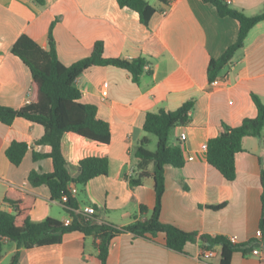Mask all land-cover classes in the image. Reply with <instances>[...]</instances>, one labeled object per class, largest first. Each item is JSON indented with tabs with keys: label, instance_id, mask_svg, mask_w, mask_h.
<instances>
[{
	"label": "crops",
	"instance_id": "1",
	"mask_svg": "<svg viewBox=\"0 0 264 264\" xmlns=\"http://www.w3.org/2000/svg\"><path fill=\"white\" fill-rule=\"evenodd\" d=\"M148 1L155 12L144 25L136 11L121 7L117 0H45L43 6L34 0H0V105L20 108L30 91V70L12 54L13 43L26 34L48 49L52 23L56 52L64 65L89 56L96 41L103 42L105 57L143 58L146 64L138 82L127 70L113 65L91 66L75 80L80 101L95 105L98 118L110 128L107 144L72 132L66 136L67 168L72 176L78 175V161L85 157L108 159L106 174L84 185L74 184L77 209L92 206L99 221L115 226L148 217L155 205L153 178L138 186L128 182L138 162L134 152L141 139L147 136L148 146L155 141L156 147V137L143 129L145 115L161 109L172 111L193 100L188 123L170 134L169 143L180 147L184 164L164 168L160 220L186 231L234 238L236 243L258 238L264 136L243 137V150L235 155L233 180L207 162L201 145L219 135L223 123L238 126L244 118L256 116L252 93L264 101V20L250 29L243 47L212 85L208 62L235 41L239 22L219 16L216 8L203 0ZM223 1L248 15L264 9V0ZM181 132L186 133L185 139L180 138ZM43 133L41 124L23 118L10 125L0 121V209L13 212L4 202V194L16 188L35 198L32 221L48 217L63 221L68 217L64 204L51 198L46 185L32 186L28 181L31 170H53L51 158L32 157V149L50 151L49 145L34 144ZM12 141L30 146L17 166L5 154ZM189 155L194 159L187 160ZM148 168L151 171L152 164ZM140 205L146 206V213H140ZM217 205L221 207H211ZM98 240L78 231L68 232L59 243L20 248L19 264H101ZM255 249L233 252L229 264H264V245ZM16 250V242L4 238L0 264L10 261ZM204 250L200 240L188 242L180 252L165 246L164 233L140 237L124 232L113 238L107 264H220L219 245L213 247L209 258L203 257Z\"/></svg>",
	"mask_w": 264,
	"mask_h": 264
},
{
	"label": "trees",
	"instance_id": "2",
	"mask_svg": "<svg viewBox=\"0 0 264 264\" xmlns=\"http://www.w3.org/2000/svg\"><path fill=\"white\" fill-rule=\"evenodd\" d=\"M165 4L169 0H158ZM212 4L219 16H229L239 22L235 41L230 44L221 55L210 58L207 66L208 80L211 82L219 77L234 54L243 47L250 29L264 20V9L260 13L248 15L241 10L230 8L223 0H203ZM43 6L45 0H34ZM121 7H127L139 14L144 25L155 8L148 0H117ZM51 24L48 32L49 48L41 47L26 34L20 35L11 47L12 54L18 56L31 73V85L27 102L20 108L0 105V121L6 125L12 124L16 118L39 123L44 127L43 135L34 142L35 145H49L50 151L40 152L32 149L34 160L49 157L53 170L48 173L31 170L28 181L32 186L46 185L52 199L60 200L67 195L66 205L72 209L78 208L77 199L71 194L70 184L84 185L90 179L104 175L108 171V159L105 157H85L78 161L79 173L72 176L67 168L66 136L72 132L93 141L107 144L110 141V128L107 122L97 116V108L93 104L80 101L81 91L75 80L84 70L94 65H113L123 68L130 73L134 82H138L144 71L146 61L143 58L123 59L105 57L104 44L96 41L89 56L71 65H64L58 58L55 42L52 36ZM252 100L257 110L253 118H244L238 126L222 124L219 135L207 142V162L215 167L227 180L236 176L235 155L242 151V139L245 136H264V101L252 93ZM194 106L193 100L184 102L175 110L161 109L157 112H147L143 129L153 134L157 141L155 149L147 146L150 139L144 136L134 156L138 159L134 175L128 177L131 186L141 185L144 179L152 177L154 180L155 205L151 214L144 218H135L124 226H115L99 221L96 215L87 216L66 209L72 217L69 225L63 221L48 217L42 221H32L30 210L34 203V196L23 193L19 189L9 188L4 194V202L12 207L13 212L0 209V257L3 251V239L16 242L17 250L13 252L8 264H19L20 248H32L41 245L59 243L62 235L78 231L84 235L98 238V258L101 264H107L109 248L113 238L124 232L134 236L154 237L164 233L165 246L180 251L184 250L188 242L200 240L203 247L212 250L214 246L221 247L220 264H229L232 253L241 251L249 253L264 245V168L261 171V216L259 237L247 242L236 243L224 235L200 234L197 231H186L173 224L160 220L162 196L165 190L166 165L181 167L184 164L181 149L178 145H170L171 131L177 126H183L190 119V112ZM30 146L26 142L12 141L6 148L5 154L13 165H19ZM152 164V170L149 165ZM219 208L221 205L211 206ZM140 213L147 212L144 205H140Z\"/></svg>",
	"mask_w": 264,
	"mask_h": 264
},
{
	"label": "built area",
	"instance_id": "3",
	"mask_svg": "<svg viewBox=\"0 0 264 264\" xmlns=\"http://www.w3.org/2000/svg\"><path fill=\"white\" fill-rule=\"evenodd\" d=\"M227 2H228V1H227ZM165 13H166V11H164V14H165ZM218 81H219V78L217 77V78H215L213 81H211V84H212V85H216V84L218 83ZM180 138H181V139H185V138H186V133L181 132V134H180ZM201 149H202V150H207V143L202 144V145H201ZM193 159H194V157H193L192 155H189V156L187 157V160H193ZM70 191H71V194H72L73 196L77 193V188H76V186H75L74 184H72V185L70 186ZM67 200H68L67 195H63V196L61 197V199H60V201L64 204V206H65L66 209L73 210V211L76 212V213H83V214H85V215H87V216H92V215L95 214V209H94L92 206H85V207H84L83 209H81V210H78V209H72V208H70V207H68V206L66 205ZM71 222H72V217H71L70 215H68V217H66V218L63 220V224H64V225H69ZM259 234H260V233H259ZM230 240L233 241V242H235V239H234V238H230ZM212 255H213L212 250H208V249H206V250H204V252H203V257H205V258H209V257L212 256Z\"/></svg>",
	"mask_w": 264,
	"mask_h": 264
},
{
	"label": "rangeland",
	"instance_id": "4",
	"mask_svg": "<svg viewBox=\"0 0 264 264\" xmlns=\"http://www.w3.org/2000/svg\"><path fill=\"white\" fill-rule=\"evenodd\" d=\"M152 138L155 140V138L152 136ZM149 149L153 150L155 148V141L148 146ZM9 262V258L7 259V261H5L4 264H7Z\"/></svg>",
	"mask_w": 264,
	"mask_h": 264
}]
</instances>
